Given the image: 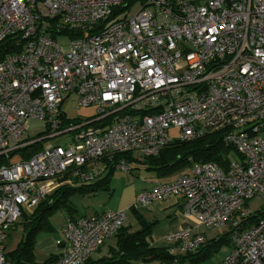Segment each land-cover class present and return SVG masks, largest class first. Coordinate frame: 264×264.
<instances>
[{"label":"built area","instance_id":"1","mask_svg":"<svg viewBox=\"0 0 264 264\" xmlns=\"http://www.w3.org/2000/svg\"><path fill=\"white\" fill-rule=\"evenodd\" d=\"M7 38L16 50L0 59V264H10L4 241L23 209L56 187L100 178L116 154L155 157L218 130L236 154L225 169L189 157L188 173L141 191L132 207L172 197L199 225H229L230 251L216 264H264V214L247 220L264 211L247 206L264 197V0H0ZM73 94L95 113L67 119L61 104ZM29 119L45 123L36 138ZM61 135L27 159L10 156ZM125 220L112 210L66 220L67 245L47 264H84ZM168 241L188 254L205 236L186 224Z\"/></svg>","mask_w":264,"mask_h":264},{"label":"trees","instance_id":"2","mask_svg":"<svg viewBox=\"0 0 264 264\" xmlns=\"http://www.w3.org/2000/svg\"><path fill=\"white\" fill-rule=\"evenodd\" d=\"M79 32H73L71 35H79ZM14 39L7 38L0 43V59L9 52L15 51ZM148 110H144V113ZM222 132L220 130L205 133L203 136L189 140H175L165 146L158 156L141 157L142 163L146 169L154 170L160 175H166L172 172L177 166L183 162L189 164L188 158L191 157L194 161H209L213 162L218 167L225 169L228 165V155L233 150L230 146L222 142ZM40 135V134H39ZM37 135L36 137H38ZM29 137V138H36ZM42 149V141L34 142L26 145L17 151L11 153L18 155L22 159H27ZM234 154V152H233ZM121 159H126L131 163L138 160L131 156L130 152L116 154L112 161L103 159L106 166L105 173L92 183H80L77 186L61 185L53 189L37 206L30 212H23L18 221L12 228L21 227L22 233L20 239L11 250H6L5 255L10 264H38L35 262L33 255L34 242L39 233L51 231V217L61 211L65 213L68 220H74L73 215L76 213V208L72 203V198L75 196L93 195L97 191H110L111 175L115 171V165ZM8 159L0 155V165L7 164ZM131 171V170H130ZM74 184V183H73ZM130 210L137 216V211L134 208ZM264 214V211H257L254 215L247 218L248 221L255 220L258 216ZM138 218V217H137ZM154 222H147L139 218L140 228L131 230L129 226H122L118 229L115 238V244L109 246L105 255L99 258H89L85 264H152L155 262L176 261L178 264L198 263L207 259L220 245L221 240H224L230 246L229 233L223 238H213L204 242L195 252L174 255L169 253L165 248L152 247L147 238L151 234V227ZM9 236V233L7 234ZM6 245L4 243V249ZM102 246L97 250L101 251ZM56 255L50 256L41 264H47Z\"/></svg>","mask_w":264,"mask_h":264},{"label":"crops","instance_id":"3","mask_svg":"<svg viewBox=\"0 0 264 264\" xmlns=\"http://www.w3.org/2000/svg\"><path fill=\"white\" fill-rule=\"evenodd\" d=\"M96 180H93V181H90L87 183H92ZM170 181H172V179ZM164 182H168V181H164ZM79 184L80 183L62 184V185L77 186ZM109 186H110V184H109ZM146 190H147V188H146ZM141 191H144V190L138 191L136 189V187L133 186V184L131 186L124 185L123 187L119 188V192L117 193L116 197L111 196V198H109V200L107 202H105L107 205H105L104 207L94 206V207H92V209L90 211H86V212H79V209L76 205V202L73 201V198H74L73 197L72 203L76 208V213L73 215V219H77L81 216L100 214V213L107 211V210L123 211L125 213V217H126V220H125V223L123 226H129L131 230H136V229L140 228L139 218L141 220H144L147 222H154L153 226L151 227V234L147 238V242L152 247L165 248L169 253H170V249H173L172 254H174V255H183L177 251V249L173 243L168 241V236L172 232L180 229L181 227H183L186 224L192 225L193 226V232H197L196 228L200 225L197 222H196L197 223L196 224L192 220L193 219L192 217L185 216L181 212L180 203L172 197L166 198L163 200H156L145 208H140V206H138L137 208H134L137 211V216H136L130 210V208L132 207V205L134 203L135 196L138 193H140ZM98 192L99 191H97L96 193H98ZM104 192H106L109 196L111 195L110 191H104ZM96 193H94L93 195L75 196V197H90V196H94ZM32 209L33 208H31V209L24 208L23 212L28 213ZM150 216H152V217H150ZM20 217L18 218V220L20 219ZM150 219H153V220H150ZM66 220H68V219H67L65 213H63L61 211L55 213L50 219V225H51L52 230L47 231V232H43V233H39L37 235L35 242H34V248H33V255H34V259H35L36 263L41 264L43 261L47 260L50 256L56 255L58 253L60 247L67 245V243L64 239V234H63V226L66 223ZM12 227L7 231V234L9 233V236H7V234H6L5 241H7V239L8 240L10 239L11 235L18 230L19 226L15 227V228H12ZM20 231L21 232L19 234H17L18 240L20 239L21 233H22L21 227H20ZM207 240L208 239H206V237H205V242ZM5 241H4V243H5ZM110 241H112V242L110 243ZM114 244H115V238L112 236L109 239H107L101 245L102 246L101 251L100 252L96 251V253H94L92 258L96 259V258H99L101 255H105L108 251L109 246H112ZM229 251H230V248H229ZM227 254L228 253H226L225 255H227ZM221 259L217 260L213 264H216ZM142 264H144V263H142ZM152 264H178V263L175 261H167V262H155ZM183 264H189V263L187 261H184Z\"/></svg>","mask_w":264,"mask_h":264},{"label":"rangeland","instance_id":"4","mask_svg":"<svg viewBox=\"0 0 264 264\" xmlns=\"http://www.w3.org/2000/svg\"><path fill=\"white\" fill-rule=\"evenodd\" d=\"M140 7V4H133L131 10V13H134L138 8ZM58 43L63 49L68 48V38L67 37H59ZM62 111L66 114L67 119L74 120V119H86L90 116H92L96 108L94 107H78L76 104V97L75 94L70 96L67 100L63 101L61 104ZM45 123L43 120L39 119H29L27 121V134L29 137H36L37 135L41 134L44 131ZM170 135L172 138L178 137V131L176 129H170ZM261 135L264 136V131L261 132ZM68 136L61 135L54 138H46L42 140V148H48L55 144H62L65 141H67ZM233 150L230 151V154L228 155V159H233L236 157V154ZM134 158L138 161L131 163V171L129 173H124L119 169H115L113 174L111 175L110 179V193L109 196L106 192L99 190L98 193H96L94 196L90 197H74L73 201L76 202V205L79 209V212H86L90 211L92 207H104L107 205L105 202L111 198V196L116 197L117 193L119 192V188L126 186H133L136 187L138 191L140 190H149L154 185H156L159 182L164 181H172L179 175L188 173L189 170V164L187 162H183L179 166H177L174 170H172L171 173L166 175H158L154 170L146 169V166L144 163H142V159L139 157V154L135 152ZM16 159V157L12 158V160ZM149 188V189H148ZM248 208L254 212L257 210L264 209V197L262 196H254L250 198L247 202ZM140 208H145L141 207ZM143 211V210H142ZM152 217V216H150ZM154 219V218H153ZM150 219V220H153ZM195 223L196 220L192 219ZM197 224V223H196ZM230 230V227L228 224H225L221 227H206V226H198L196 228V231L198 233H202L205 235L206 239L211 240L213 238H223L226 233H228ZM20 226L18 227V230L14 232L10 239L5 241L6 248L5 250H11L14 248L15 244L18 241L17 234H19ZM112 241H110L111 243ZM230 246L228 243L224 240H221L219 247L211 253V255L198 263H189V264H213L217 260L223 258L226 253H228Z\"/></svg>","mask_w":264,"mask_h":264}]
</instances>
